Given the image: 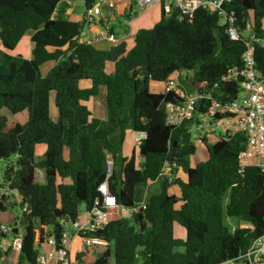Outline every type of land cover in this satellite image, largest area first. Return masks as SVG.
I'll return each instance as SVG.
<instances>
[{"label":"trees","instance_id":"obj_1","mask_svg":"<svg viewBox=\"0 0 264 264\" xmlns=\"http://www.w3.org/2000/svg\"><path fill=\"white\" fill-rule=\"evenodd\" d=\"M62 1L0 0V161L7 162L2 187L19 197V216L7 234L10 240L22 234L17 264H34L37 246L51 236L59 240L82 209L90 210L101 199L97 188L105 180L117 207L106 211L107 224L96 233L108 246L93 264H220L245 253L264 234V174L256 168L238 172L242 133L215 143L203 138L197 143L206 160L191 167L196 151L192 128L207 104L199 101L192 118L171 127L165 104L182 99L164 90L178 78L186 95L218 84L214 98L234 99L239 83H222L221 77L241 65L244 41L230 40L228 23L216 12L200 8L188 18L173 8L170 14L160 9L158 22L138 30L130 48L121 42L98 50L79 42L86 22L67 19ZM222 9L233 12L239 33L249 28L248 35L264 39V0H231ZM28 31L31 58L10 55ZM252 46L256 70L264 73V46ZM47 62L55 64L42 76L40 67ZM82 81L90 86L80 88ZM151 83H160L162 90L152 91ZM101 87L105 120L93 117L86 106ZM51 93L56 120L50 116ZM2 110H26L27 121L10 123ZM128 130L143 138L137 151L123 156ZM38 146L45 151L35 160ZM37 169L44 172V183L36 182ZM154 182L159 192L144 198ZM170 188L178 194L169 193ZM7 204L16 205L0 195L1 212ZM122 208L131 211L128 216ZM225 218L245 227L231 230ZM175 224L185 230L184 239L174 237ZM7 235L0 231V240ZM9 249L0 247V262Z\"/></svg>","mask_w":264,"mask_h":264},{"label":"built area","instance_id":"obj_2","mask_svg":"<svg viewBox=\"0 0 264 264\" xmlns=\"http://www.w3.org/2000/svg\"><path fill=\"white\" fill-rule=\"evenodd\" d=\"M231 0H135L137 10L133 15L143 14L146 10L158 5L163 13L170 14L173 8L180 10L183 16L192 18L196 10L202 8L209 12H216L228 23L226 33L230 40H243L246 50L242 55L240 66H234L221 77L222 83H239L237 96L222 102L214 98L212 92L217 90L218 84L208 92H195L186 95L183 85L178 78L169 80L165 86V93L174 92L182 99L180 103L165 104V122L168 126L178 127L184 121L192 118L198 107L199 101H204L206 111L198 115L197 125L199 133L192 132V138L196 142L207 139L209 143H215L222 137L234 133H242L245 137V146L237 155V168L239 173H244L248 168H256L264 174V73L256 70L253 42H260L253 34L239 33L234 26L235 16L233 12L227 15L222 6ZM113 7L110 0H94V3L86 16V23L92 24L94 16L99 13V4ZM247 35V37L244 36ZM111 43L116 42L112 36H108ZM261 43V42H260ZM262 44V43H261ZM264 46V44H262ZM193 129V128H192ZM143 135L137 139L139 145ZM112 169V161H107V176ZM101 199L94 202L90 210L85 211V217L78 214L74 222L65 226L59 240L53 236L37 246V254L34 264H93L94 260L88 259L91 253L100 250V254L107 248L108 242L97 236L107 224V210L117 207L115 197L110 194L107 180L98 188ZM142 204V203H141ZM22 210H25L24 208ZM20 211V210H19ZM123 208L121 212L123 213ZM12 226L0 225V231L10 234ZM79 241L78 249L71 253L74 240ZM38 241V239H36ZM10 249L18 256L22 249V234L12 236ZM79 259H77V255ZM220 264H264V234L254 239L245 253L236 259Z\"/></svg>","mask_w":264,"mask_h":264},{"label":"crops","instance_id":"obj_3","mask_svg":"<svg viewBox=\"0 0 264 264\" xmlns=\"http://www.w3.org/2000/svg\"><path fill=\"white\" fill-rule=\"evenodd\" d=\"M81 1L83 2V0ZM110 2H112L113 4L112 8H109L106 5L102 4L103 5L102 8L105 7L106 10H102L100 7L101 5H98L100 9L99 13L94 16V22L92 24L85 23L82 33L80 35L81 37L79 38V42H86L92 45L93 47H95L96 49L104 50V51L109 50L113 45L117 43H121V42H125L127 44V47L130 48L133 44V37L135 33L141 29L152 28L154 24L158 22L160 18L159 13H158V9L160 10V7L158 5L151 7L150 9L146 10L143 14L133 15L132 12H135V10H137V5H136L135 0H130V3L126 4L125 6L121 19L118 20L116 18L117 16L115 12L112 10L115 7V4L113 0H110ZM75 3H76V0H63L61 2V5H67L66 11H65V17L67 19H69L70 21H74V22H81L82 13L84 11V6H83V10L80 11V9L79 10L77 9V5ZM109 35H112L116 39V42L111 43L108 40ZM31 36H32L31 31L26 32L23 38L19 41V43L15 47V49L11 53L9 52V54L12 56L20 55L24 59L29 60L31 58ZM20 51H25V54H22V52ZM54 64H55L54 62H47L43 64L40 67L41 75L42 76L46 75L47 72L54 66ZM112 71H113V65L111 64L108 74L112 73ZM83 88H88V87H83ZM160 90H162L161 87H160ZM105 94H106L105 88L101 87L98 95L95 98H92V102L94 101V104L96 105L98 101H100V100H96V98L98 96H101L104 102V106H105ZM49 104H50V116L53 120H56L57 110L54 107V96H51ZM86 106L92 113V116L96 117L94 116V113H98L96 108L92 106V108L90 109L87 103H86ZM104 114L105 113L103 112V115ZM100 118H103L102 120H105L103 116H100ZM26 121H27V116H26ZM10 123H13V122H10ZM14 123H17V122H14ZM132 133L134 136L135 134L137 135V133H134V132ZM133 150L134 149L132 147L130 153H132ZM44 151H45V147L43 146L36 147L35 156L36 155L42 156ZM123 156H127V155L123 154ZM163 174L168 175L169 174L168 170H165ZM39 176L40 178L44 180V172L43 173L40 172ZM35 178H36V173H35ZM38 183H42V182H38ZM9 192L10 194L6 192L4 195L12 196V193L15 194V192L13 191H9ZM175 194L177 195L178 191H175ZM17 199L19 201L18 195H17ZM3 216L4 215L0 211V225L5 223L2 221L4 219ZM84 217L85 215H82V218ZM7 225L12 226L10 224H7ZM10 241H11L10 236L7 235L6 237L0 240V247L3 250H7L10 247ZM17 260H18V255L12 252L11 249H9V253L7 257L4 260H2V262L3 264H5L6 261L9 262L10 264H17Z\"/></svg>","mask_w":264,"mask_h":264},{"label":"rangeland","instance_id":"obj_4","mask_svg":"<svg viewBox=\"0 0 264 264\" xmlns=\"http://www.w3.org/2000/svg\"><path fill=\"white\" fill-rule=\"evenodd\" d=\"M113 2L115 4V7L112 10L115 12V14L117 16L116 18L118 20H120L122 14L124 12L126 4H129L130 0H113ZM75 4L77 5L78 10L79 9H80V11L83 10L84 2H82L81 0H76ZM98 4L101 5L100 7L102 10H106L105 7L102 8L103 5L101 3H98ZM64 7L67 8V5H64ZM158 13H159V17H160V10L159 9H158ZM68 18H69V16H68ZM262 28L264 31V17L262 19ZM244 36L247 37V35H245V34H244ZM260 42L262 44H264V39L260 40ZM20 52H22V54H25V51H20ZM110 67H111V64L108 63L106 65V72L107 73H108ZM181 76H182V79H184L185 73H182ZM89 86H90V83L88 81H82L79 83L80 88L89 87ZM160 87H161L160 83H151L150 89L154 92H159ZM101 91H102V89H101ZM51 96H53V93H51L50 99H51ZM96 100H100V101H98V103L96 105L94 104V101L92 102V99L89 102H87L88 107L90 109L92 108V106H94L96 108L98 113H94V116H96L95 118H100V116H103L106 119L107 112H106V108L104 106V102H103L102 97L98 96L96 98ZM103 112L105 113L104 115H103ZM1 115L5 116L9 122H13V123L17 122L19 124H25L27 111L25 110V111L19 112L17 114H11V113L7 112L6 110H2ZM23 115H25V116H23ZM97 116H99V117H97ZM100 119H103V118H100ZM192 132L197 133V134L199 133V131H197L196 127H193ZM139 136H140L139 133H137V135L135 134V136H134L131 130H128L126 132L125 140H124V143L122 145L121 155L126 154L127 156H129L131 154L130 152H131L132 147L135 151H137V147H138L137 139L139 138ZM194 143H196L195 144L196 151H195V154L190 158V166L191 167H195L197 164H200L206 160V151H205L204 147L202 145H199L195 141H194ZM41 157L42 156L36 155L35 160H39ZM12 161H13V159H10L8 162L11 163ZM6 165H7V162L0 161V194H5L6 192H8L10 194L9 191H6L2 187V175H3V172H4ZM115 168L117 170L118 165H116ZM40 172L43 173V171L40 169H37L35 171V173H36L35 180H36V182H42L43 183L44 180L42 178H40V176H39ZM179 174L181 175L180 172H179ZM175 191L176 190L174 188L169 189V193L174 194ZM158 192H159V182L150 183L145 189L144 198H148L149 196L157 194ZM8 197H9L10 202H13L14 204L18 203L16 192H15V194L12 193V196H8ZM6 206H7L6 210L1 212L4 215L3 216L4 219L2 221L5 223L3 225L10 224L13 226L17 222V218L19 216L18 205L16 204L15 206H10L9 204H7ZM130 212H131L130 210H126L123 212V215L128 216ZM84 214H85V211L82 209L81 215H84ZM225 223L231 230H234L237 227H239V228L245 227V225H239V223L235 219L231 220L229 218H225ZM174 237L175 238H181V239L185 238V230L176 224L174 225ZM78 246H79V241L76 239L73 242V245H72L73 249L71 250V253L75 252L77 250ZM99 254H100V250L99 251L96 250L94 253H91L89 255V259L92 261L93 260L95 261V259L99 256ZM1 262H0V264H3V262L2 263ZM5 264H10V263L6 261ZM24 264H26V263H24Z\"/></svg>","mask_w":264,"mask_h":264},{"label":"water","instance_id":"obj_5","mask_svg":"<svg viewBox=\"0 0 264 264\" xmlns=\"http://www.w3.org/2000/svg\"><path fill=\"white\" fill-rule=\"evenodd\" d=\"M83 2H84V11L82 13V21H81V24H84L85 19H86V16L88 14V10L91 9V7H92V5L94 3V0H83Z\"/></svg>","mask_w":264,"mask_h":264}]
</instances>
